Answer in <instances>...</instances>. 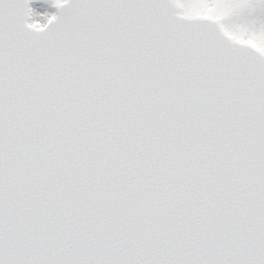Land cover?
<instances>
[{"label":"snow or ice","instance_id":"6c2138e0","mask_svg":"<svg viewBox=\"0 0 264 264\" xmlns=\"http://www.w3.org/2000/svg\"><path fill=\"white\" fill-rule=\"evenodd\" d=\"M0 264H264V0H0Z\"/></svg>","mask_w":264,"mask_h":264}]
</instances>
